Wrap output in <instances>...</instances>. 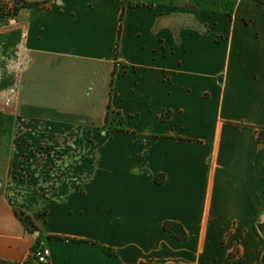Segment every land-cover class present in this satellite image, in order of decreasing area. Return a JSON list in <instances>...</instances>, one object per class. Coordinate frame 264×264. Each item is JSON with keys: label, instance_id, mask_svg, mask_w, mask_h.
I'll use <instances>...</instances> for the list:
<instances>
[{"label": "crops", "instance_id": "crops-1", "mask_svg": "<svg viewBox=\"0 0 264 264\" xmlns=\"http://www.w3.org/2000/svg\"><path fill=\"white\" fill-rule=\"evenodd\" d=\"M27 1L41 4L0 31V84L11 82L3 102L15 104L0 110L14 120L0 134L56 140L50 147L61 156L76 147L57 140L77 131L75 145L96 156L55 159L51 170H61L52 175L24 160L32 173L22 178L10 155L0 260L23 263L39 242L49 264H264V7ZM109 108L126 131L106 134ZM21 140L23 149L42 145Z\"/></svg>", "mask_w": 264, "mask_h": 264}, {"label": "rangeland", "instance_id": "rangeland-1", "mask_svg": "<svg viewBox=\"0 0 264 264\" xmlns=\"http://www.w3.org/2000/svg\"><path fill=\"white\" fill-rule=\"evenodd\" d=\"M5 2V1H4ZM37 2H40V1H35V3ZM7 4H9V6H12L13 5V0L11 2H6ZM6 25H9V24H6L4 23L3 26H6ZM2 30V28L0 29V31ZM1 83V82H0ZM5 83L4 85L0 84V110H4L6 109V111H10V112H13L15 110V104H7V103H4L3 102V97H2V91L5 89V87H7L11 82L7 81V77L5 78ZM13 118H10V117H7V118H0V126H3V125H7V124H10L12 123V126L14 125L13 123ZM17 130H18V127H17ZM16 130V131H17ZM19 131L17 132L15 135H8L6 133H1L0 134V181H2L3 179V174L4 171L6 170L5 167H6V162L8 161V158L12 157L13 161H14V165L13 166V170L14 171V174H18L16 175L19 176L21 175L22 178H28L27 175H31L32 172H30L31 168L29 166H24V160L25 161H31V160H38L40 162V166L41 165H46V167L44 166V168L46 169H42V172H38V175H44V174H58L59 171L61 170L60 167H57L54 171L51 170V169H54L55 167L52 165L54 163H57L58 159L60 160V158L63 157L62 161L59 162V164H62L63 161H67L68 157H70V155H73L76 157V155H79V157L81 158L82 155H84L85 153V156H86V152L89 154V157H95L96 156V151L95 149H93L92 147L89 148L87 151L86 149L82 150V148H78L76 145H75V142L77 141V131L74 132V135H67V134H64L59 140H57V143L58 144H63L64 141H67L68 143H72V145L74 144V146L76 147L75 150H72V152L70 154L67 155V153H64L63 155L59 156L57 154V151L54 150V149H51V145H55V141L56 140H51L50 138H47V137H44V136H40V135H34V134H31L27 131ZM104 131H105V127H104ZM75 136V138L73 139L72 137ZM11 137L13 138V140L11 141ZM88 137V136H86ZM20 138V139H18ZM21 138L24 140V141H30L29 143L31 142H36L38 144H42L41 146L39 145L37 148L35 147H31V148H19L17 144H14V143H18L19 140H21ZM37 139V140H36ZM91 139V138H89ZM84 143L87 142V138H85L84 140ZM13 142V147H12V154H10V150L8 147H11V143ZM45 144V145H43ZM65 146V145H64ZM63 147V145H62ZM83 152V153H82ZM77 158V157H76ZM57 159V161L55 160ZM16 160L18 161L17 162V165L15 164ZM34 163V162H33ZM5 165V167H4ZM24 167H26V171L23 170ZM43 167V166H42ZM58 169V170H57ZM63 169V168H62ZM40 170V169H39ZM66 172L65 169L62 170V173ZM71 172H72V169H71ZM13 179H11L12 181ZM40 245V244H39Z\"/></svg>", "mask_w": 264, "mask_h": 264}, {"label": "trees", "instance_id": "trees-1", "mask_svg": "<svg viewBox=\"0 0 264 264\" xmlns=\"http://www.w3.org/2000/svg\"><path fill=\"white\" fill-rule=\"evenodd\" d=\"M261 6L264 7V0H256ZM45 2V1H43ZM41 2H28L27 0H13V5L9 6L6 2L0 0V22L9 24L10 21L14 20L19 12L23 9L32 8L34 6L40 5ZM126 120L124 117L121 116L120 113L112 111L110 108L107 111L106 121H105V132L106 134H111L113 132H122L126 131L125 129ZM158 182L161 183L162 180L158 179ZM16 215L26 227V229L30 233H39L40 230L34 221V219L27 213L21 210L15 211ZM164 229L168 231L172 236L177 238L180 241H183L187 238V233L184 228L175 222H166L164 224ZM39 246V242L33 248V251ZM107 252L116 257V253L112 252L111 250L107 249ZM0 264H37L34 260V256H30L25 262L23 263H10L7 261L0 260Z\"/></svg>", "mask_w": 264, "mask_h": 264}, {"label": "built area", "instance_id": "built-area-1", "mask_svg": "<svg viewBox=\"0 0 264 264\" xmlns=\"http://www.w3.org/2000/svg\"><path fill=\"white\" fill-rule=\"evenodd\" d=\"M3 27V23L0 22V29ZM63 163V162H62ZM34 260L37 264H49L50 250L43 245H39L35 251H33Z\"/></svg>", "mask_w": 264, "mask_h": 264}]
</instances>
